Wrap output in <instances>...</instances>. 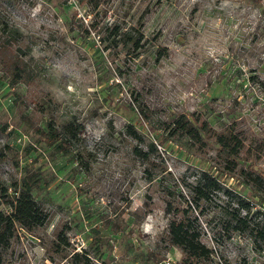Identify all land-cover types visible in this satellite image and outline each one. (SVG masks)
I'll return each instance as SVG.
<instances>
[{"label": "rangeland", "instance_id": "374dc122", "mask_svg": "<svg viewBox=\"0 0 264 264\" xmlns=\"http://www.w3.org/2000/svg\"><path fill=\"white\" fill-rule=\"evenodd\" d=\"M0 42L21 69L0 63V211L25 180L44 219L16 226L0 264L66 263L74 251L87 252L79 264H177L161 238L166 205L190 204L202 171L216 182L200 201L205 264H264L262 243L219 231L237 209L264 227V189L240 171L264 158L243 152L230 171L211 140L159 145L179 113L264 140V0H0ZM68 121L76 136L56 149L47 124ZM149 140L157 150L137 155Z\"/></svg>", "mask_w": 264, "mask_h": 264}, {"label": "trees", "instance_id": "16d2710c", "mask_svg": "<svg viewBox=\"0 0 264 264\" xmlns=\"http://www.w3.org/2000/svg\"><path fill=\"white\" fill-rule=\"evenodd\" d=\"M134 42L137 44L138 41L135 40ZM7 51L8 48L5 42H0V63L10 72L12 67L14 70L13 76L18 77L21 75L19 64L17 61L10 59ZM151 127L153 129L159 128L157 126ZM164 129H166L167 135H162L159 145L164 144L171 136H175V140L180 145L184 144V141H190L205 146L206 142L211 140L217 149L216 157H220L224 167L230 171L238 166L240 159H243L241 158L243 152L246 155L251 154L252 151L257 152L258 158H264V140L253 141V145H246L245 139L239 133L233 132L228 127L215 130L210 122L205 118L201 119L200 115L194 116L192 114L189 116L185 113H179L171 118ZM76 132L77 125L74 121H68L60 128L48 123L46 136L49 144H54L56 149H63L67 148L66 144L71 141V138H75ZM134 136L140 140V136L136 133H134ZM133 150L137 155L148 158L150 153L157 150V145L153 140H149L147 151L142 152L139 147H135ZM244 159L243 162H246L247 159ZM254 164L252 161H248L246 167H242L240 171L245 176L246 183L253 188L257 189L258 187L263 190L264 168L261 170L253 168ZM208 175L206 171H202V176L197 182L189 183L186 186L190 194V204H186L181 208L172 207L170 203L166 205V211L168 213L173 211V216L169 218L161 238L168 245L178 248L181 252L177 264H205L212 254L210 248L201 240L202 225L199 219L208 214V211L200 206V201L208 197L207 188H213L216 184L214 179H211L210 183L206 182ZM15 192H17V195L14 200L10 201L12 210L9 213L0 211V258L2 250L8 246L17 225L31 231L41 226L44 221L40 215L38 201L33 196L30 183L25 180L22 181L20 186L15 188ZM247 204L245 203L241 208H247ZM195 209H199V211L194 214ZM222 210H224L225 215L227 211L223 207ZM219 231L227 237L233 232L246 233L252 236L255 242L262 243L261 245L264 246V227L259 228L251 221L248 213L242 214L238 209L233 211L228 216L227 221L220 225ZM82 258L87 259L86 251H74L70 254L68 262L60 264H79Z\"/></svg>", "mask_w": 264, "mask_h": 264}, {"label": "built area", "instance_id": "2783aa9c", "mask_svg": "<svg viewBox=\"0 0 264 264\" xmlns=\"http://www.w3.org/2000/svg\"><path fill=\"white\" fill-rule=\"evenodd\" d=\"M164 264H170L169 259H166V260L164 261Z\"/></svg>", "mask_w": 264, "mask_h": 264}]
</instances>
